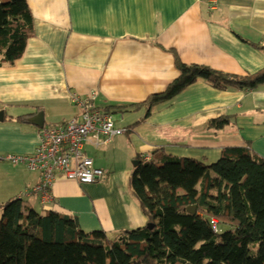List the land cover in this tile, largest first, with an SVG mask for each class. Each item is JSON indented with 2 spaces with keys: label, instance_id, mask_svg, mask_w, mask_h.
<instances>
[{
  "label": "crops",
  "instance_id": "obj_1",
  "mask_svg": "<svg viewBox=\"0 0 264 264\" xmlns=\"http://www.w3.org/2000/svg\"><path fill=\"white\" fill-rule=\"evenodd\" d=\"M26 2L33 35L19 60L0 65V158L34 151L42 128L24 124L25 117L42 112L43 128L47 119L48 127L79 120L73 93L94 94L93 104L120 113L115 124L128 133L93 148L102 151L94 159L85 148L102 179L88 185L58 180L46 206L27 195L39 175L0 160V203L21 199L39 214L69 216L84 232L102 231L112 240L147 224L129 185L133 163L172 156L209 165L230 147L264 159V84L217 90L199 80L145 119V108L123 107L163 92L178 75L176 57L240 76L264 70V0ZM224 116L232 119L222 130L208 128Z\"/></svg>",
  "mask_w": 264,
  "mask_h": 264
},
{
  "label": "trees",
  "instance_id": "obj_2",
  "mask_svg": "<svg viewBox=\"0 0 264 264\" xmlns=\"http://www.w3.org/2000/svg\"><path fill=\"white\" fill-rule=\"evenodd\" d=\"M32 35L26 0H0V65L19 60ZM175 65L178 75L163 92L123 107L145 108V119L199 80L217 90L264 84V70L240 76L177 57ZM231 119H212L208 128L222 130ZM129 185L152 229L112 240L102 231L84 232L69 216L39 214L21 199L0 203V264H264L263 158L230 147L209 165L172 156L139 161ZM189 206L194 214L186 212Z\"/></svg>",
  "mask_w": 264,
  "mask_h": 264
},
{
  "label": "built area",
  "instance_id": "obj_3",
  "mask_svg": "<svg viewBox=\"0 0 264 264\" xmlns=\"http://www.w3.org/2000/svg\"><path fill=\"white\" fill-rule=\"evenodd\" d=\"M94 100V94L86 99L71 94V102L81 112L79 120L39 130L38 143L29 155L0 158L13 165H23L28 171L39 175L38 184L27 195L36 196L42 205L46 206L53 200L51 188L58 180L74 181L80 185L100 181L104 172L87 157L86 145L95 150L104 149L113 138L128 133V129L116 126L109 111L97 108Z\"/></svg>",
  "mask_w": 264,
  "mask_h": 264
},
{
  "label": "water",
  "instance_id": "obj_4",
  "mask_svg": "<svg viewBox=\"0 0 264 264\" xmlns=\"http://www.w3.org/2000/svg\"><path fill=\"white\" fill-rule=\"evenodd\" d=\"M3 121V112L0 111V122ZM22 122L24 124L32 125L35 126L38 129L43 128L44 126V118H43V113L38 112L34 116L30 117H25L22 119ZM139 162L133 163V167L135 168L138 165ZM186 212L190 214H194L196 212V207L195 206H189L186 208ZM147 229H152L151 224H147L146 226Z\"/></svg>",
  "mask_w": 264,
  "mask_h": 264
},
{
  "label": "rangeland",
  "instance_id": "obj_5",
  "mask_svg": "<svg viewBox=\"0 0 264 264\" xmlns=\"http://www.w3.org/2000/svg\"><path fill=\"white\" fill-rule=\"evenodd\" d=\"M56 117H57V116H54V117H52V118H56ZM112 117H113V119H114V121H115L116 123L121 122L120 113H114V114H112ZM54 123H56V122H54ZM51 124H53V123H51L50 120L47 119L46 126L48 127V126L51 125ZM86 151H87L88 156L91 157L92 159H94L96 155H100V154H102V153H101L102 151H95L93 148H91V147L89 146V144L86 145ZM131 169H132V171H133L134 168L131 167ZM1 195H4V194L2 193ZM1 215H2V212H1V210H0V217H1ZM146 223H147V222H146ZM147 224H148V223H147ZM147 224L145 225V227L147 226Z\"/></svg>",
  "mask_w": 264,
  "mask_h": 264
}]
</instances>
